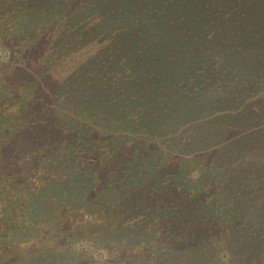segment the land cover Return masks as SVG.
<instances>
[{"label":"trees","instance_id":"16d2710c","mask_svg":"<svg viewBox=\"0 0 264 264\" xmlns=\"http://www.w3.org/2000/svg\"><path fill=\"white\" fill-rule=\"evenodd\" d=\"M101 262L264 264V0H0V264Z\"/></svg>","mask_w":264,"mask_h":264},{"label":"rangeland","instance_id":"374dc122","mask_svg":"<svg viewBox=\"0 0 264 264\" xmlns=\"http://www.w3.org/2000/svg\"><path fill=\"white\" fill-rule=\"evenodd\" d=\"M91 49L95 51V48H90L86 52L84 51L79 54L76 58L70 59L69 61L63 63H59L52 70V72L56 74L59 78H62V76L67 75L69 71L76 66V64L83 61L90 54V52L92 51Z\"/></svg>","mask_w":264,"mask_h":264},{"label":"clouds","instance_id":"9594fccd","mask_svg":"<svg viewBox=\"0 0 264 264\" xmlns=\"http://www.w3.org/2000/svg\"><path fill=\"white\" fill-rule=\"evenodd\" d=\"M21 246L24 247L26 245H21ZM75 247L77 250H80V249L88 248V247H90V245L87 242H81V243L76 244ZM101 264H102V262H101Z\"/></svg>","mask_w":264,"mask_h":264}]
</instances>
